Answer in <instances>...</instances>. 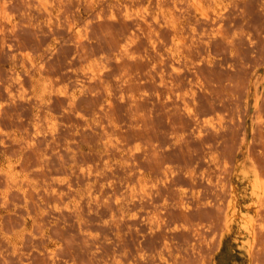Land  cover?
I'll return each instance as SVG.
<instances>
[{
    "label": "rangeland",
    "instance_id": "1",
    "mask_svg": "<svg viewBox=\"0 0 264 264\" xmlns=\"http://www.w3.org/2000/svg\"><path fill=\"white\" fill-rule=\"evenodd\" d=\"M0 264H264V0H0Z\"/></svg>",
    "mask_w": 264,
    "mask_h": 264
},
{
    "label": "bare ground",
    "instance_id": "2",
    "mask_svg": "<svg viewBox=\"0 0 264 264\" xmlns=\"http://www.w3.org/2000/svg\"><path fill=\"white\" fill-rule=\"evenodd\" d=\"M194 7H195V9L197 10H203L204 9V6H203V4L201 3V1H195V3H194ZM127 13H129V12H127ZM219 13V12H218ZM217 13V14H218ZM127 15V14H126ZM175 15V14H174ZM208 15V14H207ZM219 15V14H218ZM206 16V15H205ZM216 16V15H215ZM141 17V16H140ZM211 18H213V16H210ZM207 18V17H206ZM205 18V19H206ZM209 18V17H208ZM216 19V18H215ZM144 20V19H143ZM209 20V19H208ZM211 20V19H210ZM213 22H215V21H213ZM218 22V21H217ZM140 23H141V21H140ZM166 23H168V24H171L172 25V27L176 24V22H175V20L171 17V19L170 18H166ZM215 24H216V22H215ZM175 27V26H174ZM126 48V47H125ZM121 52V51H120ZM123 52H125V50H122V52L120 53V54H122ZM127 52V51H126ZM125 55H127V53H124ZM185 104H187V103H185ZM184 104V105H185ZM188 107V106H187ZM186 108V107H185ZM218 125V124H217ZM232 190H233V188H232ZM232 193V192H231ZM233 195V197H232V203L231 204H229V208H230V211H231V217H239V218H242L243 220H244V227H245V229L247 230V232H248V234L251 236V237H254L255 236V225H253V221H252V218L250 219V218H248L247 216H248V214L246 213L245 215H244V213H243V211L241 210V207H240V204L238 203V198H237V196H235L234 195V193H232ZM239 195V194H238ZM241 195V194H240ZM239 195V196H240ZM242 196V195H241ZM249 207V206H248ZM249 209V208H248ZM246 210V209H245ZM251 210V209H250ZM254 212V211H253ZM240 222V221H239ZM243 222V221H242ZM236 226V225H235ZM239 226V225H238ZM240 228V227H239ZM244 229V230H245ZM232 230V229H231ZM240 231V230H239ZM233 232V231H232ZM236 232V231H235ZM247 234V235H248Z\"/></svg>",
    "mask_w": 264,
    "mask_h": 264
}]
</instances>
